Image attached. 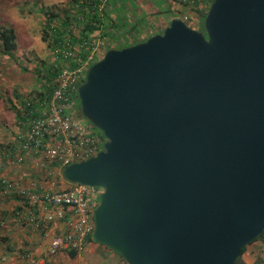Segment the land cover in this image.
<instances>
[{
    "label": "water",
    "instance_id": "95a60500",
    "mask_svg": "<svg viewBox=\"0 0 264 264\" xmlns=\"http://www.w3.org/2000/svg\"><path fill=\"white\" fill-rule=\"evenodd\" d=\"M204 29L171 18L78 89L106 143L62 175L102 190L94 240L126 264H236L264 232V0H214Z\"/></svg>",
    "mask_w": 264,
    "mask_h": 264
},
{
    "label": "built area",
    "instance_id": "2783aa9c",
    "mask_svg": "<svg viewBox=\"0 0 264 264\" xmlns=\"http://www.w3.org/2000/svg\"><path fill=\"white\" fill-rule=\"evenodd\" d=\"M109 1H92L95 4L94 8H97L100 21H103ZM173 1L191 10V15H180V19L186 24L192 21L191 18L194 16L199 18V13L206 10L212 2V0ZM75 3L78 9L72 14L79 9L85 11L81 7L84 4L83 0H75ZM78 17L74 23H70L69 29L62 36L53 41L52 65L49 68L55 76L52 78L51 91L42 98L34 97L27 100L23 112V117L29 120V130L19 138V151L44 154L47 165L51 168L47 172V178L64 179L62 174L67 166L97 156L106 143L91 127L73 118L68 111L73 107V100L89 68L107 48V40L103 36L104 28L97 24L99 30L95 36L83 38L80 27L82 23L87 22V18ZM172 18H175V15ZM56 24L51 28L56 29ZM24 160V156L17 158L19 164ZM53 168L58 171H53ZM2 185L5 195L14 193L22 200H27L28 204H34L28 191H18L6 180ZM101 194V189L81 184L69 183V187L64 189L59 184L51 183L50 189L36 197L45 211L42 217H37L34 211L30 212L28 220L36 229L54 221H64L67 226V230L58 235L49 236L46 233L49 242L47 260L62 252L80 255L85 251L87 241L94 236V212Z\"/></svg>",
    "mask_w": 264,
    "mask_h": 264
},
{
    "label": "crops",
    "instance_id": "0c3cea01",
    "mask_svg": "<svg viewBox=\"0 0 264 264\" xmlns=\"http://www.w3.org/2000/svg\"><path fill=\"white\" fill-rule=\"evenodd\" d=\"M118 3L122 4V0H118ZM106 7L111 22L108 24L104 14L103 23L100 25L105 28L103 36H106L107 41L117 42V39L109 40V36L118 38L121 34L117 14L119 7H113L109 2ZM128 13H132L131 9ZM166 17L169 25L173 14L169 13ZM97 27L99 30V25ZM15 32L18 41V31ZM152 36L154 35L145 36L142 40ZM18 46L17 43L16 51ZM11 54H5L0 48V264H125L120 255L97 242L96 245L91 243L86 246V251L90 254L86 258H83L84 252L75 256L62 252L47 260L49 242L46 233L49 236L58 235L65 232L67 226L64 221H54L36 229L28 217L31 211L37 217L44 215V208L36 197L50 189L51 183L66 189L70 182L58 177H46L51 168L47 165L44 154L19 151V138L29 130V120L23 117L26 102L49 94L48 78L40 67L33 68L30 53L28 56L23 54L22 57H13ZM36 73L47 83L33 85L32 79L36 77ZM19 156L25 158L21 164L17 162ZM4 180L18 191H28L34 204H28L27 200H22L14 193L5 195L2 185ZM242 258L244 264H264V242L258 241L249 245Z\"/></svg>",
    "mask_w": 264,
    "mask_h": 264
},
{
    "label": "rangeland",
    "instance_id": "374dc122",
    "mask_svg": "<svg viewBox=\"0 0 264 264\" xmlns=\"http://www.w3.org/2000/svg\"><path fill=\"white\" fill-rule=\"evenodd\" d=\"M123 1L124 0H122V4H119L118 0L109 1L110 5L113 7H119L121 5L117 12L119 16L118 26H120L121 34L118 38L109 36V40L115 41L117 39L116 41L118 43H116L118 45H116L115 42L107 41V48L102 51V56L97 58L96 62L104 57L108 48L131 45L138 43L139 41L142 43L144 42L142 39L145 36L163 33L168 26L166 16L169 13L175 15L176 19H180L181 14L191 15V10L188 7L176 4L173 0ZM77 9L75 0H0V23L18 31V50L14 51V53L12 52L13 54L11 55L13 57L17 55L22 57L23 54L28 56L30 53L32 59L31 62L34 66L33 68L36 69L40 67L41 70H43V73L47 74L49 67L52 65L53 41L58 37L55 33L46 32L49 15L53 13L58 16L56 17V25L62 36L66 31V29L63 28V22L66 21V14L71 15L72 12ZM106 9L108 8L106 7ZM130 9L132 13L129 14L128 12H130ZM106 12L107 11L105 10V18L108 20L109 24L111 19L110 16H107L108 13ZM191 19L192 21L187 22V25L193 29L196 28L202 20L200 17L198 18L196 16ZM76 33L79 34L78 31H76ZM20 64L23 65L21 62ZM46 83L44 79L37 76V73L36 77H33L32 79V84H35L36 86ZM68 111L73 118L88 125L94 131L100 132L83 116L79 98L76 97L73 100V107L69 108ZM91 243L96 245L94 237L87 241L86 246ZM87 248L84 251L83 258L90 255L86 251Z\"/></svg>",
    "mask_w": 264,
    "mask_h": 264
},
{
    "label": "trees",
    "instance_id": "16d2710c",
    "mask_svg": "<svg viewBox=\"0 0 264 264\" xmlns=\"http://www.w3.org/2000/svg\"><path fill=\"white\" fill-rule=\"evenodd\" d=\"M83 1H84V4L81 5V7H83V9H85L86 12L85 11H81L79 9L78 11H76V13H73L71 15L66 14V18H65L66 21L63 22V24H64L63 28L68 30L70 23L71 22L74 23V21H76L79 18L78 16H82L84 18H87L88 20H87L86 23H82L81 22L82 26L80 27V30H81V35H82L81 37L89 39V37H94L96 32H97V30H98V27L96 26V24L97 23L98 24H102L103 21H100L99 14L97 13V8H94L95 4L92 2L93 0H83ZM213 2H214V0H212L211 4ZM208 8H209V6L206 8V10H203L202 12L199 13L200 14V19H202V20L197 25V27L194 28V29H196V30H198L200 32H204V33H205L204 21H205V18L207 16V13H208V10H209ZM56 17H58V16H56L53 13L49 15V20H48L47 25H46V27H47L46 32H52V33L57 34V36H60L61 32H60L58 27L56 29H52L51 28L52 25L56 24ZM139 43H141V42H139ZM139 43H134V44H131V45H124L122 47H117L116 46V47H113V48H108L107 51L111 50V49H123V48H127V47H130V46L139 44ZM115 44L118 45L116 42H115ZM0 48L5 54H11L12 52L16 51V49H17V36H16L15 29L12 28V27H8V26H5V25H2L1 23H0ZM45 75L48 78V92H50L51 89H52V78L55 76V74L52 73L51 72V68H49L48 73L47 74L45 73ZM83 83H84V81H83ZM76 97L79 98L78 94H77ZM96 133L99 134L101 136V138L106 142V139L104 138L102 132H96ZM258 241L264 242V232L258 239H256L251 244H253L255 242H258ZM247 248H248V246L245 247L242 250L241 256L238 259L236 264H244L242 257L245 254V252L247 251ZM70 255L75 256L76 254L70 253ZM124 263H125V261H124Z\"/></svg>",
    "mask_w": 264,
    "mask_h": 264
}]
</instances>
